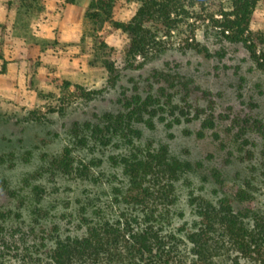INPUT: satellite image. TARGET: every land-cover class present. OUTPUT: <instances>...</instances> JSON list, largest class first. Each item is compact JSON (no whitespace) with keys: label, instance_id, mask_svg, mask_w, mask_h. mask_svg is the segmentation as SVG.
Returning a JSON list of instances; mask_svg holds the SVG:
<instances>
[{"label":"rangeland","instance_id":"1","mask_svg":"<svg viewBox=\"0 0 264 264\" xmlns=\"http://www.w3.org/2000/svg\"><path fill=\"white\" fill-rule=\"evenodd\" d=\"M91 1L0 0V234L8 239L14 234L21 243L5 250L6 264H50L57 237L83 235L99 215L119 219L125 207L116 206L113 187L121 176L111 179L118 171L111 159L125 145L108 125L127 111L129 101L154 102L136 117L142 140L166 145L171 156L192 165L175 182L177 202L164 232L185 239L179 231L197 219L192 199L223 196L215 192L218 173L238 209L235 194L243 189L247 205L264 215V176L240 160V149L248 148L240 135L257 142V152L264 149L256 131L264 127V71L245 46L223 42L208 21L192 19L196 39L211 56L179 49L174 40L147 59L127 57L129 35L111 22L87 18ZM213 1V9L230 5ZM135 10L136 3L118 0L114 19L129 21ZM250 28L264 35V2ZM162 87L194 120L175 122L171 109L159 108ZM196 87L210 93L209 99ZM206 117L216 127L199 137ZM88 127L99 136L84 132ZM68 151L75 165L90 166V178L50 168V160ZM189 247L182 242V252Z\"/></svg>","mask_w":264,"mask_h":264},{"label":"trees","instance_id":"2","mask_svg":"<svg viewBox=\"0 0 264 264\" xmlns=\"http://www.w3.org/2000/svg\"><path fill=\"white\" fill-rule=\"evenodd\" d=\"M126 1L136 3L129 21L114 19L118 0H92L86 17L95 23L111 22L115 29L127 33L130 38L125 50L127 57L147 59L150 54L167 49L174 40L179 41V49H196L211 56L210 49L196 39L192 28L194 19L198 23L208 21V28L216 30L223 42L243 44L256 68L264 71V35L250 28L253 14L264 0H229L228 8L222 4L218 9L212 8L213 0ZM107 68L113 70L111 64H107ZM171 85L179 86V90L182 87L177 82ZM195 90L201 91L199 87ZM168 92L167 87L160 90L159 108L171 109L176 115L175 122L194 120L188 107L175 102L174 95ZM201 93L203 98L209 99L210 93ZM153 103L129 101L124 105L125 113L109 119L110 134L125 145V151L111 159L118 170L112 173L111 179L121 176V183L113 187L116 206L125 207L119 219L111 222L99 215L95 223L87 225L83 235L57 237L50 250V264H264V215L247 205L243 189L235 194L240 200L238 209L226 195L219 173L215 174L218 177L215 192L223 196L217 200L204 196L192 199L197 219L189 230L179 231L185 239L182 241L175 232L163 231L177 202L175 182L192 165L171 156L166 145L154 147L151 142L142 140V132L135 128L136 117ZM153 110L157 112L158 108L153 107ZM215 127V120L206 117L200 121L197 134L205 137ZM256 129L264 140V127ZM88 131L96 135L93 129H84ZM214 135L220 138L218 133ZM243 135H240V144L245 142L248 148L240 149L244 150L240 160L248 162L252 171L264 176V149L257 152V142L252 143L248 137L243 140ZM78 136L82 143L85 139L79 133ZM70 154L68 151L50 160V168L66 174H76L78 170L79 175L90 178V166L75 165ZM12 236L8 239L0 234L3 240L0 241V264H6L5 250L14 248L13 244H21L14 234ZM182 242L190 246L186 254L181 250Z\"/></svg>","mask_w":264,"mask_h":264}]
</instances>
